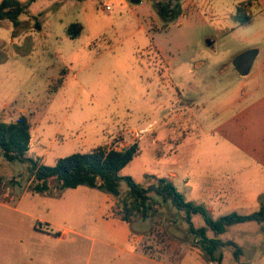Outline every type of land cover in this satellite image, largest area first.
Here are the masks:
<instances>
[{"label":"rangeland","instance_id":"obj_1","mask_svg":"<svg viewBox=\"0 0 264 264\" xmlns=\"http://www.w3.org/2000/svg\"><path fill=\"white\" fill-rule=\"evenodd\" d=\"M20 1L28 8L18 26L0 20V120L29 118V155L51 166L137 142L141 153L121 175L144 186L167 178L215 218L261 207L264 0H183L174 20L153 0ZM73 22L83 26L77 38L67 34ZM250 48L260 52L242 76L233 58ZM31 179L0 148V264H151L136 257L146 255L140 244L130 255L108 230L121 221L117 197L54 180L51 193L33 192ZM155 205L133 227L152 237L161 260L197 264L183 213ZM220 238L240 247L242 261L264 264V222L233 224ZM233 251L221 248L222 264H234Z\"/></svg>","mask_w":264,"mask_h":264},{"label":"trees","instance_id":"obj_2","mask_svg":"<svg viewBox=\"0 0 264 264\" xmlns=\"http://www.w3.org/2000/svg\"><path fill=\"white\" fill-rule=\"evenodd\" d=\"M33 1L35 0H30V3ZM153 1L160 15L168 20L177 19L182 14L183 0ZM27 8L28 4L24 5L20 0H0V20L10 19L18 26L19 17ZM82 29L80 23L73 22L68 26L67 34L71 38H77ZM30 143L31 125L26 115L22 114L11 122L0 120V148L3 155L9 161H19L26 165L32 176L33 192L51 193L52 180L59 189L77 188L81 185L98 188L118 198L115 215L128 223H133L136 218L146 220L151 217L156 211L155 199L160 204H171L183 213L188 231L198 242L207 261L222 264L223 253L220 250L229 245L234 249V264H248L241 260L240 247L233 240L223 241L220 235L233 224L247 221L264 222V203L250 214L233 211L215 218L204 204L188 201L167 178L154 177V181L144 186L131 176H123L121 170L141 153L137 142L119 149L100 145L89 151L74 152L58 158L51 166L29 155ZM123 182L128 188L125 194H122L121 190ZM196 216L202 218L203 224L197 225L194 222ZM151 238L150 236L145 239L143 246L146 253L155 256L159 249L148 243Z\"/></svg>","mask_w":264,"mask_h":264},{"label":"crops","instance_id":"obj_3","mask_svg":"<svg viewBox=\"0 0 264 264\" xmlns=\"http://www.w3.org/2000/svg\"><path fill=\"white\" fill-rule=\"evenodd\" d=\"M260 52V51H259ZM256 61V59H255ZM255 64V62H254ZM249 75V74H248ZM209 209V208H208ZM111 216V214L109 215ZM106 217V221L109 220L110 217H107V216H104ZM112 220H118L116 217L114 218H110ZM119 224H116V225H111L109 226L108 230H112V233L113 235H117L118 238L121 240V250L124 249V245L127 244L129 246V250H128V253L130 255H133L134 253H136L137 251V247L135 244H140V247L143 248L144 250V246H143V241L145 240V238L147 237V234L144 233L143 231H141L139 228H134L132 223H128L126 221H117ZM69 233V232H67ZM113 241L111 239H109L108 241H104V244L105 245H113L111 244L110 242ZM194 248H196V251L197 253L195 254V259H197V264H216L217 262H211V261H207L205 258H204V254H203V251L202 249H200L201 247H191V250L194 251ZM145 251V250H144ZM146 253V252H145ZM184 254H182L183 256ZM181 256V258H182ZM186 256H189V255H184L183 258ZM136 257L138 258H141L142 260H145V261H148L150 262L151 264H171L169 262H166V261H163L160 259V257H158L156 254L155 256L153 255H150L148 253L145 254H140V255H137ZM190 257L193 258V255H190ZM179 258V260L181 259ZM182 258V260H183Z\"/></svg>","mask_w":264,"mask_h":264},{"label":"water","instance_id":"obj_4","mask_svg":"<svg viewBox=\"0 0 264 264\" xmlns=\"http://www.w3.org/2000/svg\"><path fill=\"white\" fill-rule=\"evenodd\" d=\"M209 44H211V41H209ZM258 54V49L250 48L240 52L233 58V64L240 75L246 76L250 73Z\"/></svg>","mask_w":264,"mask_h":264},{"label":"built area","instance_id":"obj_5","mask_svg":"<svg viewBox=\"0 0 264 264\" xmlns=\"http://www.w3.org/2000/svg\"><path fill=\"white\" fill-rule=\"evenodd\" d=\"M109 7V6H108ZM110 8V7H109Z\"/></svg>","mask_w":264,"mask_h":264}]
</instances>
